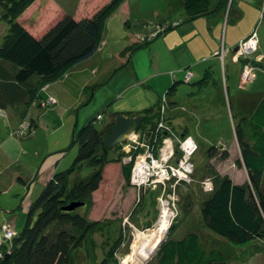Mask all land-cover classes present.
I'll return each instance as SVG.
<instances>
[{
    "label": "rangeland",
    "instance_id": "1",
    "mask_svg": "<svg viewBox=\"0 0 264 264\" xmlns=\"http://www.w3.org/2000/svg\"><path fill=\"white\" fill-rule=\"evenodd\" d=\"M110 1L112 0H37L21 16L19 22L30 33L39 36L55 25L65 15V12L69 15L75 12V18L78 20L91 18L104 7H107ZM257 2L256 0H235L231 11L237 14L233 21L231 15L227 14V10L218 14L224 17V24L229 23L230 26L235 27H230V32L234 31L236 34L234 39L241 37L243 31L245 32L249 28L247 25L251 27L255 23V26H258L257 22L262 20L264 0H259L258 7ZM171 22L180 23L179 28L159 37L158 32L162 33L160 24ZM210 23L212 21L203 18L186 22L179 0H123L102 23L97 53L89 61L74 68L80 71H90L93 73L94 79L93 83L88 86V91L82 94L83 100L75 109L70 112L56 109L54 107L57 104L56 98L48 99V104L40 107L35 99L28 108V117L23 125H28L31 118H34L36 122L38 119L37 129L30 136L18 132V129L22 128L19 119L24 108L21 110L8 108L5 114L0 113V152L7 153L11 157L10 159L18 160L28 172L32 173L33 177L42 178L41 181L31 183L27 189L23 188L18 180L10 181L11 173L8 169V163L0 160V174H2L0 176V229L5 222L10 221L20 232L30 205L49 179H45L47 175L53 169L56 170L55 172L64 171L73 162L77 147L71 146L72 135L90 120L98 115L103 116V123L97 124V128L101 129L107 123L110 115L120 112L124 114L134 112V110H129L128 105L142 102L155 105L158 99L157 91H163L160 96V103L166 106L164 93L170 84L165 88V78L169 77L168 72L175 59L179 61L186 58L184 55H180L176 45L182 43L185 47L183 51L189 54L192 49L206 39L214 43L215 40H218V34L214 29L208 30ZM156 25H158V29L154 27ZM225 28H227L226 25ZM224 29L219 32L220 36H224ZM5 30L6 25L0 22V42ZM257 30L258 34L251 31L252 33L245 39L247 43L242 48L247 54L244 51L241 54L237 50L238 48L232 52L220 48V51L214 54V57L219 60V65H221L222 90L224 92L227 91V87L230 88V91H245L254 83L256 78V82L251 86L252 92L259 93L264 88V75L261 73L264 72V57L260 54L261 52L264 55V20L261 21ZM189 31H191L189 34H185ZM211 34L215 36L213 42L210 40ZM137 36H139V42L143 46L133 53L131 62L128 64L127 59L130 52H127L123 58L120 57V53L133 45ZM252 46L254 48L250 50ZM229 52L232 59L228 63V60L227 62L224 60H226ZM126 62L128 65H125ZM237 66L240 67V70ZM70 71L62 73L55 81L41 86V90L47 92L49 87L63 88L60 86L61 82L67 78ZM186 73L190 74L191 72L186 71ZM227 75L226 87L225 77ZM147 79L149 83H146ZM133 80L141 82L140 87L137 85L139 89L126 90ZM190 85L179 86L173 96L174 102L179 107L178 112H180L172 117L174 129L181 132V127L185 124V121L182 120V113H191V118L194 119L193 122L191 120L192 124L187 127L190 128L189 133L195 142L190 138L196 144V149L193 145L189 149L183 148L188 153L184 161L189 165L187 172L180 169L184 173L183 177L177 175L172 178L171 175V170H175L174 168L178 166L175 165L176 159L173 157L175 151L179 152L178 144L174 151V147H171L168 140L161 138L158 141H153V145L150 147L153 148L152 153L148 154V150L144 147H148L147 141L144 140L143 142L142 132L139 134V129L130 134L125 143L127 148H132L135 151V156H137L136 162L131 164L132 167L131 165L128 166L130 167V180L131 182L134 180L136 183L133 185L127 182L126 171L120 164L110 163L104 168L103 181L98 192L92 196V207L89 211V219L100 224L97 229L98 232L96 231V237H94L99 249L97 252L100 260L103 251L112 244L119 233L126 237V245L122 247L118 255L119 264H127L128 259L133 255L137 259L139 258L140 253L136 254L135 244L137 238L141 237H136V235L141 236L147 230H152V232L159 230V233L156 234L160 235L159 226L163 210L161 201L164 198L163 193H167L168 195L165 196L172 197L173 201L172 194L175 192H168L169 186L175 185L172 183L173 179L178 178L179 185H181L179 192H181L182 197L181 199L178 197V203L175 202L177 213L165 208L166 212L168 210L175 215L174 221L169 216L168 238L180 237L186 231L196 227L198 231L202 229L198 223L197 210L200 206L198 204L205 198L206 194L212 192L214 186L216 187L224 176L238 184L246 181L247 177L243 168L238 170L234 166V162L240 156L238 147L234 143L229 114L225 113V116H218L214 122H210L209 117H212L213 113L219 114L221 111L214 107V112L212 108L210 109L211 105H207L200 109L201 113H204L205 119L201 120L199 115L195 114V106L203 96L197 97L195 94L197 93L196 86ZM143 88L146 91H143ZM191 94L194 95L190 96ZM204 96L206 97V95ZM231 116L234 115L231 113ZM69 117H72L71 124H67ZM174 133L172 130V134ZM184 134L183 132L182 139L187 138L183 136ZM180 138L181 136L178 135V140ZM160 144H164L163 147L167 149L164 157L159 151ZM197 145H199V149ZM221 145L225 146L229 158L226 160H220L218 157L213 160L209 159L207 150L210 147L219 148ZM189 153L191 154L189 155ZM151 155V161L154 160L158 165L155 170L150 169ZM143 164L144 168L148 170L141 175L138 171ZM165 168L168 170L163 173ZM162 175L165 176L163 179L161 178ZM206 182H210V186ZM40 186L41 190L35 192ZM209 190L210 192H207ZM82 212L83 210L80 211V213ZM149 237L142 238L148 239ZM133 242L134 254L132 253L133 255L131 254L126 259L131 253ZM157 254L158 251L142 264L155 263ZM249 264H264V255L254 258Z\"/></svg>",
    "mask_w": 264,
    "mask_h": 264
},
{
    "label": "trees",
    "instance_id": "2",
    "mask_svg": "<svg viewBox=\"0 0 264 264\" xmlns=\"http://www.w3.org/2000/svg\"><path fill=\"white\" fill-rule=\"evenodd\" d=\"M36 1L0 0V22L6 25L0 42V113L5 114L8 108H24L19 119L23 129L19 128L18 132L27 136L34 133L39 122L38 119L36 122L31 118L28 125L23 126L28 117V108L35 99L40 107L48 104V99H55L40 87L93 58L99 49L103 21L123 0L108 2L107 7L91 18L78 20L75 18V12L70 15L65 12L55 25L39 36L30 33L19 22L21 16ZM233 2L234 0H179L186 22L200 18L214 19L213 17L222 11L226 12L229 4ZM262 16V20L257 22L258 26L253 25L249 34H258L257 29L264 20V13ZM179 24L161 23L162 33L157 31L159 37L178 29ZM154 27L157 28L158 25ZM243 41L239 42L236 48ZM141 46L143 45L137 36L134 44L124 49L120 57L123 58L130 52L127 59L129 64L133 53ZM260 54L264 57L261 52ZM215 59L219 62L218 58ZM128 64L126 62L125 65ZM186 71L190 70L186 69L180 73V78L171 82L164 93L166 106L160 103L159 98L155 105L141 111L114 113L101 129L97 128V124L103 123L104 118L98 115L78 132L73 133L71 146L77 147L73 162L64 171H53L42 191L30 205L20 232L10 221L5 223L10 224L14 232L11 239H7L0 229V264L120 263L118 255L126 245L125 235L119 233L112 244L103 251L100 260L94 239L100 224L89 219V211L92 207V196L98 192L103 181L104 168L110 163L120 164L126 171L129 183L128 166L131 164L124 163L128 159L124 145L105 149L103 142L119 116L145 117L139 134L142 132L143 142L146 139L149 146L153 145V141L162 138L163 128L167 125H171L174 134L182 139L183 130L178 132L172 125V117L180 113L173 97L178 87L183 84L195 85V94L197 97L203 96L202 100L205 101L214 94L213 92L223 89L220 68L214 73L209 66L200 80L194 79L195 75ZM261 73L264 75L263 71ZM81 74L70 75V79L80 78L84 84V90L81 92L85 93L88 91L86 84L91 83L93 73L83 71ZM171 77L176 78L173 74ZM227 81L228 75L225 77L226 85ZM78 92L73 100L75 106L83 100L79 98L80 91ZM56 106L57 104L54 107ZM233 121L231 126L234 143L240 156L234 166L238 170L243 168L246 181L238 184L224 176L212 192L206 194L198 204V223L202 229L198 231L196 227L180 237H169L160 247L153 264H249L254 258L264 255V94L251 113L237 120L233 118ZM189 132L183 136L192 138ZM197 148L199 149V145ZM219 148L210 147L207 150L208 158L228 159L225 146L221 145ZM179 187L181 185L176 186V195L181 199ZM73 203H82L83 206L66 211L65 208Z\"/></svg>",
    "mask_w": 264,
    "mask_h": 264
},
{
    "label": "crops",
    "instance_id": "3",
    "mask_svg": "<svg viewBox=\"0 0 264 264\" xmlns=\"http://www.w3.org/2000/svg\"><path fill=\"white\" fill-rule=\"evenodd\" d=\"M234 2H235V0H234ZM234 2L232 4L230 3L229 7L227 9V14L229 13L231 15L232 21H233V19L236 18V14H237V13H234L233 11H231V8H232ZM256 2H257V7H258L260 2H259V0H256ZM256 14H257V12H256ZM223 20H224V17H222L221 15H217L216 17H214V19L210 20V22L212 21V23H210V28H208V30L214 29V31L217 32V34H218V37H217L218 40H215L214 34L210 35V40L212 42L215 40L214 43H211L206 39L200 45H198L197 47L192 49L189 54H187L183 51L185 47H183L184 45L182 43H178L176 45V49L179 51L180 55H184L186 58L185 59L183 58L179 61L177 59H175L173 61L172 68L168 72L169 77L165 78L166 79L165 84H164L165 88L171 82L173 83L174 81H177L180 78L179 74L184 72L186 69H189L191 71V74L195 75L193 78L197 79V80H200L202 78V75H203L205 69L208 68L209 66L212 67V70L214 71V73H217L218 68H221V65H219V62H217V60L215 59L214 54H216V52L220 51V48H224L225 50H230V52L236 51L237 44L239 42L243 41V39L249 34L252 26L250 27V25H247V28H248V26H249V28L245 32L243 31V34L241 35V37L234 39L236 34L234 31L230 32V27H233V28H235V27L232 25L230 26L229 23L224 24ZM225 25L227 26V28H225ZM253 25H255V23ZM223 29H224V36H222V35L220 36L219 32L220 31L222 32ZM190 32L191 31H189L185 34H189ZM260 50H261V47H260ZM230 52L227 54L226 60H225L226 62L228 60V63L232 59V55H230ZM226 62H225V64H226ZM237 67L240 70V67L239 66H237ZM83 71H87V70H83ZM83 71H80L78 69H72L67 74V78H65L61 82L60 86L63 88H59V87H49L48 88L47 92L49 94H52L57 100L56 109H62L64 112H70L73 109H75L76 106L74 105L73 100L76 97L75 95L77 93L79 94L78 90L80 91V97L79 98H82L83 92H81V90H84V88H83L84 84L81 82L80 78H78V77L73 78L71 80L70 75H75V73H76V74H78V76H80V75H82L81 73H83ZM220 72H221V69H220ZM227 72L228 71H226V73ZM172 74H173V76H176L177 79H173L174 77H171ZM93 80L94 79H92L90 84L93 83ZM137 80H138V78H137ZM146 83H149L148 79L146 80ZM90 84H86V85L89 86ZM140 84H141V82H136L135 80H133L132 83L130 84V86H128L126 90H128V89L132 90L133 88L139 89ZM253 84L251 86H253ZM81 85H82V87L80 88L79 86H81ZM137 85H139V87ZM251 86L245 91H238V92L230 91L229 87L227 89L228 91H225V92H224V90L222 91V90L218 89L217 91L213 92L214 94L212 96H210L206 101L202 100V99H204L202 97L199 100V102H197V104L195 106L196 107L195 114L199 115L201 120H205L204 119V113H201L200 109L207 106V105H211L210 109L212 108L214 111L215 108H217L218 110L220 109L221 112L219 114L213 113V116L209 117L210 122H214V120L218 116L223 117V116H225V113H228L230 116V119H231V124H232L234 122L233 118L235 120H237V119L242 118L245 115H248L249 113H251L253 111V109L256 107V105L258 104L261 96L264 94V88L259 93H254V92H252ZM141 87H144V85L143 86L141 85ZM150 89H152V87H150ZM143 91H146L145 88H143ZM162 92L163 91H160V92L157 91L156 92V94L158 95V99L162 95ZM216 98H217V101H216ZM213 99H215V100L212 102L211 100H213ZM218 99H220V101H218ZM128 106H129V110H134V111L136 110L135 112H138V111H141L145 108L152 106V103H146V102H142L140 104L133 103V104L128 105ZM57 107H59V108H57ZM231 113L234 115V117L231 116ZM71 116H73L72 113H71ZM202 116H203V118H202ZM191 117H192L191 113H187V114L182 113V120L185 121V124L181 127L182 128L181 130H183V132L185 134L188 131H190V128H188L187 126L189 124H192V122L194 120ZM71 118L72 117L68 118L67 124H71V122H72ZM191 120H192V122H191ZM53 150H56V149H53ZM4 155H6V156H4ZM10 158L11 157L8 156L7 153H5V152L1 153L0 152V160L6 161L8 163L7 164L8 169L10 170L11 177H12V178H10L11 182L18 180L20 182V184L22 185V187L27 189L29 187V185L31 183H33L34 181H41L42 180L41 177H37V178L33 177L32 173L28 172L27 169L24 168L19 163L18 160H14V159H10ZM54 170L55 169H53L47 175V177L45 179H48ZM1 175L2 174H0V176ZM21 180H23V182H21ZM43 183H44V181H43ZM39 190H41V186H40V188L36 189L35 192H38Z\"/></svg>",
    "mask_w": 264,
    "mask_h": 264
},
{
    "label": "built area",
    "instance_id": "4",
    "mask_svg": "<svg viewBox=\"0 0 264 264\" xmlns=\"http://www.w3.org/2000/svg\"><path fill=\"white\" fill-rule=\"evenodd\" d=\"M247 43V41H243L237 48V50L242 54V51H244V53H246L247 54V52L245 51V49L244 48H242L243 46H244V44H246ZM252 43V42H251ZM254 47L252 46V48H250V50H252ZM243 49V50H242ZM244 75V74H243ZM163 134H162V138H166L167 140H168V142L170 143V145H171V147H174V151H175V148L177 147V144H178V150H179V152H176L175 151V153H174V155H173V157L176 159V163H175V165H178L177 167H175L174 169L175 170H171V175L173 176L172 178H174V176H177V175H180V176H182L183 177V175H184V173L183 172H187V170H189V165H188V163L186 162V161H184V158L186 157V155H188V153H186L184 150H183V148L184 149H189V147H192V145H193V141H192V139L189 137H187L186 139H181L180 138V140H178V137H176V135L175 134H172V130H171V125H167V126H165L164 128H163V132H162ZM146 140V139H145ZM164 140V139H163ZM191 143V144H190ZM148 144V143H147ZM190 144V145H189ZM163 145L164 144H160V149H159V151H160V154L164 157V155H165V153L167 152V149H166V147L164 148L163 147ZM188 145V146H187ZM196 145V144H195ZM126 148H123L126 152H125V154L126 155H128L127 157H128V159L127 160H125V164L126 165H130V164H132V162H133V164L136 162V159H137V156H135V151L132 149V148H127V146H126V144L124 145ZM148 151H147V153L148 154H151L152 153V150H153V148H150L151 146H149L148 145V147H146V146H144ZM195 149H196V146L194 147ZM194 152V151H193ZM185 154V155H184ZM191 153H189V155H190ZM162 156H160L161 158H162ZM139 158V157H138ZM151 159H152V155H151V157H150V161H151ZM155 159V158H154ZM163 159V158H162ZM132 161V162H131ZM190 163V162H189ZM150 165H151V167H150V169L151 170H155V169H157L158 168V165H157V163L154 161V160H152L151 162H150ZM191 165V164H190ZM132 167V166H131ZM180 169L183 171V172H181L180 171ZM146 170H148L147 168L145 169L144 168V164L141 166V168L139 169V171L138 172H140L141 173V175H143L144 173H146L145 171ZM161 170V169H160ZM167 170H168V168H165L164 170H163V173L164 172H167ZM158 171V170H157ZM188 175V174H187ZM162 176H164V175H162ZM133 177V176H132ZM132 179V178H131ZM157 182V181H156ZM130 183H132L133 185L136 183L134 180H133V182H131V180H130ZM146 183V182H145ZM144 183V184H145ZM172 183H174L175 185H173V186H169V188L168 189H170L171 191L170 192H172V191H174L175 193H176V186H178L179 185V181H178V178L177 179H173V181H172ZM147 184V183H146ZM168 192H169V190H168ZM207 192H210V190L209 191H207ZM175 193H173L172 195H173V201H172V197H170V196H165V195H168L167 193H163V197L164 198H162V201H161V203H163V204H165L166 205V207H167V209L168 210H171V211H173V213L175 212V213H177L176 211H177V209H176V205H175V202L176 203H178V197H177V195H175ZM161 200V199H160ZM173 213L172 212H170V216L173 218L172 219V221H174V218H175V215H173ZM171 221V222H172ZM1 229L3 230V232L5 233V237L7 238V239H11L12 238V236L14 235V232L12 231V228H11V226H10V224H8V223H5V224H3L2 225V227H1Z\"/></svg>",
    "mask_w": 264,
    "mask_h": 264
},
{
    "label": "water",
    "instance_id": "5",
    "mask_svg": "<svg viewBox=\"0 0 264 264\" xmlns=\"http://www.w3.org/2000/svg\"><path fill=\"white\" fill-rule=\"evenodd\" d=\"M144 120H145V117H142V116H139L136 118H128V117L119 116L116 119L115 124L112 125L109 131V135L105 138L103 142L104 148L113 149L117 146L124 145L127 141L128 136L136 132L140 128ZM82 206H83L82 203H73L67 208H65V210L73 211ZM168 235H169L168 231H166L164 239L157 247L155 254L157 251H159L162 244L168 239Z\"/></svg>",
    "mask_w": 264,
    "mask_h": 264
},
{
    "label": "bare ground",
    "instance_id": "6",
    "mask_svg": "<svg viewBox=\"0 0 264 264\" xmlns=\"http://www.w3.org/2000/svg\"><path fill=\"white\" fill-rule=\"evenodd\" d=\"M161 178L163 179V176ZM161 208L163 210H162V213H161V220H160L161 224L159 226L160 235L158 236V234H156V233H159V230H156L154 232H152V230H147V232H145V234H142L141 236L136 235V237H141V238H137V241H136V244H135L136 245V254L138 255L140 253V256H138L139 258L137 259L133 255L134 254V252H133L134 242H133L132 247H131V253L126 257V259L132 253H133L132 254L133 256L130 257L128 259V261L125 259L128 262L127 264H139V263L142 264L143 262L147 261L155 253L154 251L159 246V244L163 241V237L165 236L167 228H168V225H169L170 211H168L167 209H166L167 212L165 211V208H167V207H165V204H163L161 206ZM142 237H149V238L145 239V238H142Z\"/></svg>",
    "mask_w": 264,
    "mask_h": 264
},
{
    "label": "clouds",
    "instance_id": "7",
    "mask_svg": "<svg viewBox=\"0 0 264 264\" xmlns=\"http://www.w3.org/2000/svg\"><path fill=\"white\" fill-rule=\"evenodd\" d=\"M196 145L194 144V142H193V147H195ZM207 184H209V186H210V182H206Z\"/></svg>",
    "mask_w": 264,
    "mask_h": 264
}]
</instances>
